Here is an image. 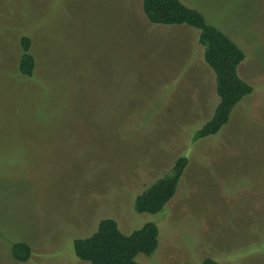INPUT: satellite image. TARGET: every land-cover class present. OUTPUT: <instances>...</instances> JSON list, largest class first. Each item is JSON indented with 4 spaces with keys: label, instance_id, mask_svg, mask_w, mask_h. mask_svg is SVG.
<instances>
[{
    "label": "rangeland",
    "instance_id": "obj_1",
    "mask_svg": "<svg viewBox=\"0 0 264 264\" xmlns=\"http://www.w3.org/2000/svg\"><path fill=\"white\" fill-rule=\"evenodd\" d=\"M182 1L243 50L238 74L253 87L197 141L218 101L197 30L150 23L141 0H0V264H89L73 240L102 218L125 233L157 225L139 264H264V0ZM24 35L29 77L17 70ZM181 155L174 196L136 212Z\"/></svg>",
    "mask_w": 264,
    "mask_h": 264
},
{
    "label": "trees",
    "instance_id": "obj_2",
    "mask_svg": "<svg viewBox=\"0 0 264 264\" xmlns=\"http://www.w3.org/2000/svg\"><path fill=\"white\" fill-rule=\"evenodd\" d=\"M146 19L152 24L187 25L198 31V42L203 48V60L215 77L218 101L211 116L194 132L193 141L216 135L229 121L235 106L250 95L253 87L238 74V66L244 60L243 50L216 25L209 23L198 9L186 5L182 0H141ZM21 53L17 70L21 75L31 76L36 61L32 54L31 40L20 38ZM188 164L186 155L178 156L169 171L159 176L134 199L138 213L155 214L161 211L174 196L180 178ZM76 258L89 264H139L135 257H150L158 247V227L147 222L129 233L121 231L112 218L99 220L95 231L89 236L73 240ZM12 257L19 262L29 259L30 245L13 242ZM201 264H217L206 257Z\"/></svg>",
    "mask_w": 264,
    "mask_h": 264
}]
</instances>
